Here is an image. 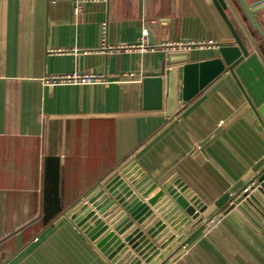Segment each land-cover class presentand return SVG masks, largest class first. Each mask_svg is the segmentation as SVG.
<instances>
[{
  "label": "crops",
  "instance_id": "crops-1",
  "mask_svg": "<svg viewBox=\"0 0 264 264\" xmlns=\"http://www.w3.org/2000/svg\"><path fill=\"white\" fill-rule=\"evenodd\" d=\"M73 5L0 0V264H115L70 215L133 161L215 205L205 218L216 222L191 229L160 264H264V225L223 214L264 170V128L231 74L171 116L143 108L141 78L163 74L167 50L195 61L232 40L213 1L88 0L78 13ZM190 40L211 44L170 47ZM71 72L105 81H48Z\"/></svg>",
  "mask_w": 264,
  "mask_h": 264
},
{
  "label": "water",
  "instance_id": "water-1",
  "mask_svg": "<svg viewBox=\"0 0 264 264\" xmlns=\"http://www.w3.org/2000/svg\"><path fill=\"white\" fill-rule=\"evenodd\" d=\"M212 1L232 40L217 43L215 56L195 61L186 50H167L163 74L141 78L143 108L163 109L171 116L226 71L264 128V68L247 43L254 34L264 36V0ZM214 207L176 175L158 183L133 161L77 202L70 217L115 264H160L186 233L205 224ZM226 213L254 229L264 225V170L229 198Z\"/></svg>",
  "mask_w": 264,
  "mask_h": 264
},
{
  "label": "built area",
  "instance_id": "built-area-1",
  "mask_svg": "<svg viewBox=\"0 0 264 264\" xmlns=\"http://www.w3.org/2000/svg\"><path fill=\"white\" fill-rule=\"evenodd\" d=\"M74 5H73V12L78 13L81 9V2L82 1H88V0H73ZM146 38V31H144L143 34V39ZM211 42H204V41H179V42H174L173 44L170 45L171 49H184L187 47L191 46H198V47H203L205 45H210ZM140 47H143V44L139 45ZM48 81L50 82H60V83H97V82H102L105 81V78L101 75H96L93 73H77V72H71L67 74H61V75H54L48 78ZM246 188L244 187V190ZM217 216L214 218H210L205 222L203 226L205 228L210 227V225L214 224L217 220ZM180 247L183 248L185 247V242L180 244Z\"/></svg>",
  "mask_w": 264,
  "mask_h": 264
},
{
  "label": "flooded vegetation",
  "instance_id": "flooded-vegetation-1",
  "mask_svg": "<svg viewBox=\"0 0 264 264\" xmlns=\"http://www.w3.org/2000/svg\"><path fill=\"white\" fill-rule=\"evenodd\" d=\"M261 25L264 26V21L260 22ZM249 50H251L252 52H255L260 61L261 64L264 68V36H260V35H253V37L249 40Z\"/></svg>",
  "mask_w": 264,
  "mask_h": 264
}]
</instances>
